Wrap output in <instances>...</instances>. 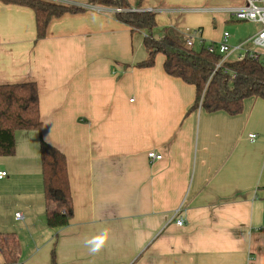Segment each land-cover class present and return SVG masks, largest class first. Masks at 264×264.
I'll use <instances>...</instances> for the list:
<instances>
[{
    "label": "crops",
    "instance_id": "0c3cea01",
    "mask_svg": "<svg viewBox=\"0 0 264 264\" xmlns=\"http://www.w3.org/2000/svg\"><path fill=\"white\" fill-rule=\"evenodd\" d=\"M246 1L127 0L156 13V39L199 31L208 47ZM103 9L53 19L37 40L34 11L0 3V86L35 83L43 122L0 157V240L17 241V264H51L53 249L57 264H264V100H245L237 116L191 111L195 88L170 77L161 54L137 67L144 33ZM255 26L239 41L230 34L229 61L253 51L239 48ZM42 141L67 160L73 217L62 229L46 223Z\"/></svg>",
    "mask_w": 264,
    "mask_h": 264
},
{
    "label": "trees",
    "instance_id": "16d2710c",
    "mask_svg": "<svg viewBox=\"0 0 264 264\" xmlns=\"http://www.w3.org/2000/svg\"><path fill=\"white\" fill-rule=\"evenodd\" d=\"M0 3L24 6L36 16L37 40L46 37L53 19L66 14H80L87 9L75 4L48 0H0ZM89 6L121 10L114 17L133 31L144 33V46L148 59L137 65L151 68L156 57L164 56L165 72L173 78L192 85L196 101L191 111L202 109L209 114L226 112L237 116L243 112L249 98L264 100V59L248 52L242 60L227 61L217 71L222 56L208 46L189 47L187 38L175 28H165L163 36L156 39V13L138 9L133 11L127 0H89ZM211 47H214L211 45ZM39 92L35 83L0 86V157H12L16 153L18 131L41 132ZM44 199L48 205L47 226L51 229L67 227L73 217V202L65 155L51 144L41 143ZM0 252L4 264H17L20 248L13 238L0 240ZM51 264H57L55 249Z\"/></svg>",
    "mask_w": 264,
    "mask_h": 264
},
{
    "label": "built area",
    "instance_id": "2783aa9c",
    "mask_svg": "<svg viewBox=\"0 0 264 264\" xmlns=\"http://www.w3.org/2000/svg\"><path fill=\"white\" fill-rule=\"evenodd\" d=\"M86 8L87 10L97 11L99 13H103L104 9L101 7H93V6H82ZM137 11V10H133ZM113 13L121 12V10H113ZM229 14L238 22H244V23H251L260 26V31L252 37L250 40H248L243 46H241L239 49H243L248 43H252L256 48H260L263 50V54H259L256 51L252 50H244V54L240 56L239 60H242L246 53L250 52L255 55V57H262L264 59V0H247L245 6L241 8H235L228 11ZM192 37H189L187 40V44L189 47L195 46V39H198L199 46L203 45V41L201 38V34L199 31H195ZM230 34L224 33L222 41L219 43L217 47H211L209 46L208 49L213 52H217L222 56V60L220 64L217 65L216 71L228 60L231 53L235 51L230 44ZM202 101L200 102L199 109H202ZM250 141L255 142L258 139V136L256 134H251L249 136ZM149 159L152 162H159L163 160V156L159 155L155 151H151L148 155ZM8 176V173L5 171H0V181L5 179ZM17 219H21V215H16ZM174 218H176V225L179 227H183L185 225V219L183 218V214L181 209L176 211L174 214Z\"/></svg>",
    "mask_w": 264,
    "mask_h": 264
},
{
    "label": "rangeland",
    "instance_id": "374dc122",
    "mask_svg": "<svg viewBox=\"0 0 264 264\" xmlns=\"http://www.w3.org/2000/svg\"><path fill=\"white\" fill-rule=\"evenodd\" d=\"M256 29H257V27L255 25H253V24L243 23V22L242 23L241 22H232V23L224 24V28L219 29L214 34V36H215V38H218L219 36H221V34H224L225 32H228L231 35L235 34V36L237 37V38H235V40L239 41L243 37H246V35L248 36L249 34L254 33ZM157 33H155V34H157ZM194 47H195L196 50H199V46L197 44ZM246 48H252L253 51H256L259 54H263V50L260 49V48H256L252 43H248L245 46V49ZM232 59L234 60L235 56H233Z\"/></svg>",
    "mask_w": 264,
    "mask_h": 264
},
{
    "label": "clouds",
    "instance_id": "9594fccd",
    "mask_svg": "<svg viewBox=\"0 0 264 264\" xmlns=\"http://www.w3.org/2000/svg\"><path fill=\"white\" fill-rule=\"evenodd\" d=\"M95 251V249H93Z\"/></svg>",
    "mask_w": 264,
    "mask_h": 264
}]
</instances>
